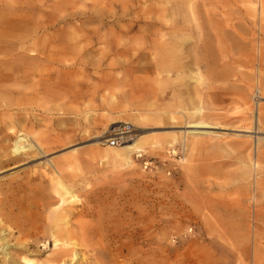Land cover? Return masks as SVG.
Instances as JSON below:
<instances>
[{"label": "rangeland", "instance_id": "1", "mask_svg": "<svg viewBox=\"0 0 264 264\" xmlns=\"http://www.w3.org/2000/svg\"><path fill=\"white\" fill-rule=\"evenodd\" d=\"M1 5L26 13L0 17V32L23 23L34 64L7 85L0 235L9 254L25 250L29 229L40 234L26 239L28 253L50 258L48 230L63 219L91 227L89 246L74 247L84 263L162 264L168 254L169 264H264V0ZM178 44L182 54H167ZM16 53L0 47V58ZM198 121L208 129H186ZM120 123L144 147L118 160L105 140ZM19 135L30 149L14 157ZM14 202L32 203L23 228Z\"/></svg>", "mask_w": 264, "mask_h": 264}, {"label": "bare ground", "instance_id": "2", "mask_svg": "<svg viewBox=\"0 0 264 264\" xmlns=\"http://www.w3.org/2000/svg\"><path fill=\"white\" fill-rule=\"evenodd\" d=\"M1 6H0V10L2 11V13L0 14V17H4L6 19L11 18V19H14V21L15 20L21 21V20L27 18L26 13H24V12H22V13L20 11L15 12V11H12L11 8L6 7V6H2L4 9H1L2 8ZM34 7H36V6H34ZM6 23H7V25L10 24L9 29H11V30L6 31V32H0V38H3L5 41L9 42V44H3L0 41V47L1 46H5L7 48H14L15 47V48H17V53L13 54V55H9V56L4 57V58H0V67H1V70H0V99H1L0 100V146L4 150L7 149V146H5V144H3V143H5L4 141L10 140L12 138V136L10 134H8L7 132H4L5 128L7 127V122H5V124L3 123V120L9 121L11 119V114L9 113V109H8L9 105L5 104V103H7L6 101H8L12 96L11 95L12 92L10 91V87H8L7 85L10 84L11 82H15V83L21 82L23 80L24 73H26L27 71L33 70V66H34V64L26 62L27 58L24 55L26 53V43H25L24 37L22 35L24 34L23 30H25V25L23 23H20V22H16L15 24H11L12 22L9 23L7 21ZM17 29H19L21 31L20 36H22V38L20 39L21 40L20 43L18 42L17 45H15L14 43L12 44L11 41L8 39L9 38L12 39V36L15 33L14 30H17ZM36 30H38V28H36ZM183 46H184L183 44L175 45L173 49H171L170 51L167 52V54L169 53L173 56H179L183 52ZM200 54H202V53H200ZM2 66H6V67L2 68ZM207 127H208L207 124H205L204 122L198 121V122L189 123L188 127L186 129L203 130V129H208ZM192 135H196V134L193 133ZM128 140H129V142H126L124 144L125 146L122 145V147H119L118 151H120V152H115L118 160L124 159L125 155H128L129 153H131L133 151L138 152L144 147V145H143L144 142L140 139L130 137ZM148 143L150 144V142H148ZM29 149H30V146L27 144L26 138L19 135V136H17V139L13 143V147H12L11 152H12L14 157H20L23 154H25ZM6 157L7 156L5 154L0 155V159H2V158L4 159V160H0V168L7 165V163L9 162L10 159L6 158ZM55 170H56V168H55ZM35 204H36V202H35ZM31 205H32V203L29 205H27V203L24 204L21 202L20 203L19 202L13 203V206H14L13 211L16 210V212L13 214V224H15L17 227H21V228H23V226L28 224L25 221V215H24L23 211L28 209L29 206H31ZM108 206H110V205H108ZM86 213H87V211H86ZM105 222H106V220H105ZM100 223L103 224V221ZM62 225H65V226L70 225V226H68L66 229H63ZM101 227H102V225H101ZM90 229H91V227L89 225L84 224L82 221L63 222V219H60L58 225L55 224L54 226L50 227L48 230L49 238H51L53 241L54 251H53V254L50 258H46L43 261H41V260L39 261L38 259H33L34 257L32 256L31 253L29 254L28 251L30 250V248H33L35 246L31 245L32 243H28L26 241V239H30V238H34V240H38L39 234H40V232H38V230H36L37 232H35V230L32 231L29 229L25 230V231L22 230V232L20 231L22 234V237L20 238V240L23 239V242H21L19 244L21 246H24L25 250H21L18 252L17 251L12 252V254L11 253L9 254V251L11 249L9 250L10 247H7L8 245L6 244L5 237L0 235V242H1L0 252L2 254V258L0 259V264H75V263H78L79 261H80V264H89V263H84L85 257L83 259V255H85V254H83L82 256L81 255L79 256L78 253L74 252V247L76 245L77 246L79 245L80 247L81 246L82 247H85V246L88 247L89 246L86 243L87 242L86 236L89 233ZM102 231L103 232L105 231V233H108L109 229L105 230L102 228ZM3 232L4 231L2 230L1 233H3ZM106 245H107V242H106ZM60 246L62 248H60ZM14 247H16V246H14ZM27 248L29 249L28 251H27ZM69 248H71V249H69ZM15 249H18V248H15ZM111 251H112V249H111ZM91 253H92V250H91ZM116 253L117 252H115V254ZM167 255L164 256L162 264H169V258ZM102 257H103V259H106V258H104L103 255H102ZM106 257H108V256H106ZM119 257H121V255ZM124 257H126V256H124ZM37 258H38V256H37ZM107 259H109V258H107ZM83 260H84V262H83ZM86 261H88V259ZM93 264H96V262H94ZM147 264H153V263L149 262Z\"/></svg>", "mask_w": 264, "mask_h": 264}, {"label": "built area", "instance_id": "3", "mask_svg": "<svg viewBox=\"0 0 264 264\" xmlns=\"http://www.w3.org/2000/svg\"><path fill=\"white\" fill-rule=\"evenodd\" d=\"M131 132L132 127L129 124H117L110 130L105 143L109 148H119L128 141Z\"/></svg>", "mask_w": 264, "mask_h": 264}]
</instances>
